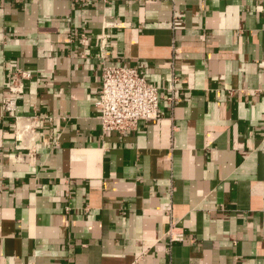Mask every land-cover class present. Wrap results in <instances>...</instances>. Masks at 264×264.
Segmentation results:
<instances>
[{
	"label": "crops",
	"instance_id": "1",
	"mask_svg": "<svg viewBox=\"0 0 264 264\" xmlns=\"http://www.w3.org/2000/svg\"><path fill=\"white\" fill-rule=\"evenodd\" d=\"M104 62L161 116L105 130ZM0 264H264V0H0Z\"/></svg>",
	"mask_w": 264,
	"mask_h": 264
},
{
	"label": "built area",
	"instance_id": "2",
	"mask_svg": "<svg viewBox=\"0 0 264 264\" xmlns=\"http://www.w3.org/2000/svg\"><path fill=\"white\" fill-rule=\"evenodd\" d=\"M102 43L104 47L105 40ZM160 100L159 87L147 79L143 70L103 63L102 83L94 104L100 111L105 130L124 133L135 129L141 120L159 118ZM168 234L171 240L183 238V233L174 224L169 226Z\"/></svg>",
	"mask_w": 264,
	"mask_h": 264
}]
</instances>
